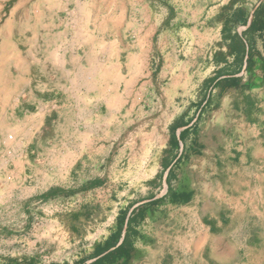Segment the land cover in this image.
Segmentation results:
<instances>
[{
	"label": "crops",
	"instance_id": "0c3cea01",
	"mask_svg": "<svg viewBox=\"0 0 264 264\" xmlns=\"http://www.w3.org/2000/svg\"><path fill=\"white\" fill-rule=\"evenodd\" d=\"M229 2L0 0V214L11 210L8 229L18 225V203L90 207L99 216L79 264L111 253L128 217L129 240L136 214L149 217L152 208L161 220L167 208L170 237L184 239L189 247L180 250L193 260V240L225 235L248 206L264 233V122L249 118L232 81L245 69L217 64L198 82L190 71L230 26L241 34L230 17L244 15ZM208 61L215 68L212 54ZM223 63L231 66L233 56ZM225 163L231 174H223ZM198 211L204 232L188 226L181 234ZM145 253L150 264H164L163 248ZM121 260L119 252L103 264Z\"/></svg>",
	"mask_w": 264,
	"mask_h": 264
},
{
	"label": "rangeland",
	"instance_id": "374dc122",
	"mask_svg": "<svg viewBox=\"0 0 264 264\" xmlns=\"http://www.w3.org/2000/svg\"><path fill=\"white\" fill-rule=\"evenodd\" d=\"M237 8H240L244 17L240 19L230 17V25L239 24L240 31L245 32V38L253 43L255 64L251 69L245 70L242 77L235 79L233 84L236 95L239 99L242 98L246 109L249 110L246 112L249 118L252 121L262 120L264 122V57L256 48L257 44H261L264 52V0H230L229 9ZM250 16L253 25L249 29L242 30L245 25L242 20H246ZM231 27L229 32L224 33L221 41L215 43V48L208 42L206 46L210 45V47H205L204 52L201 51L203 52L202 55L205 54L206 63L190 65V71L200 72H196L197 74L194 75L197 82L203 74L216 70L217 64H220L221 71L236 68L234 64L228 66L223 63L231 58V55L234 58L229 47V41L225 44V39H229L228 35L237 33L232 32V29L236 27ZM213 35L217 34L210 33V37ZM182 51L186 52V49ZM211 54L216 62L213 69L208 61ZM205 84V96H207L210 92V84ZM234 104L237 105V103ZM202 106L203 104L200 108ZM262 132L264 134V128H262ZM254 139L259 140L260 138L257 135L252 138V140ZM262 142L258 144L264 147V140ZM227 160L229 159H226V162H228ZM215 165L213 163V166ZM239 165V162H235V166ZM218 167L221 166L218 165ZM223 167H225L223 174L232 173L231 170H228L226 163ZM235 173L236 175L239 174L238 171ZM198 200L196 203L200 207L202 198L198 197ZM18 204L19 207H16L15 212L18 225L13 226L16 230L7 228L10 226L7 220L12 218L11 210H6L5 214H0L2 230L0 235H3V240H0V264H64L68 262L74 264L78 259L87 257L88 246L93 239L88 238V235L94 231L96 227L94 219L99 216V214H93L94 209L78 207L77 203H58L54 206L49 203ZM152 209L149 217L146 215L147 210L139 211L136 214L138 219L134 218L132 221L129 240L126 244L129 254L126 260H121L120 264H150V257L145 253L148 247L164 249V264L192 263V255L185 254L180 250L184 246L189 247L185 245V240L176 241L170 237L174 224L171 218L168 220L166 218L169 217L167 208L164 215V210L160 213V215L165 216L164 220L159 217L156 218ZM254 210L248 206L244 214L226 223L228 225L226 236L224 234L217 235L218 237L208 241V244H204L202 238L200 240L189 239L188 243L191 240L194 242L190 249L198 250L197 258L193 260L195 264H264V233L258 228V216ZM97 211L98 209H95V212ZM199 219L201 222H198ZM188 220V224H183L182 221L181 234L188 231V226L192 232L201 234L204 232L202 225L205 226L207 219L204 217L201 219L199 211L197 218ZM215 233L216 231L213 230L210 234ZM173 248L174 251L176 250L175 254L169 252Z\"/></svg>",
	"mask_w": 264,
	"mask_h": 264
},
{
	"label": "trees",
	"instance_id": "16d2710c",
	"mask_svg": "<svg viewBox=\"0 0 264 264\" xmlns=\"http://www.w3.org/2000/svg\"><path fill=\"white\" fill-rule=\"evenodd\" d=\"M253 25V20L249 22L246 29H249ZM245 32H241V34L234 33L231 35H228L229 37V47L234 54L233 58V64L236 65L235 69L239 72L242 68L247 70L251 69L255 64V48L253 47V43L249 40H247L244 36ZM257 53V52H256ZM232 81H235V78H233ZM128 223H129V217L126 219V225L124 230V235L122 237L121 242L113 248L111 253L104 254L101 258H97L96 260L88 263V264H103V261H110L112 259V256H116L117 253L122 252L127 257V251L124 250V246L128 243L127 239V231H128ZM122 229V224L118 223V232L117 235L113 236V238H110L111 245H115L117 242V238L119 236V231ZM107 245V244H106ZM68 264V263H64ZM79 264V263H74Z\"/></svg>",
	"mask_w": 264,
	"mask_h": 264
}]
</instances>
